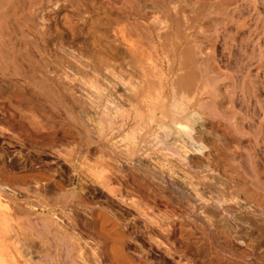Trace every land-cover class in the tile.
Returning <instances> with one entry per match:
<instances>
[{"label":"rangeland","instance_id":"rangeland-1","mask_svg":"<svg viewBox=\"0 0 264 264\" xmlns=\"http://www.w3.org/2000/svg\"><path fill=\"white\" fill-rule=\"evenodd\" d=\"M0 264H264V0H0Z\"/></svg>","mask_w":264,"mask_h":264},{"label":"bare ground","instance_id":"bare-ground-1","mask_svg":"<svg viewBox=\"0 0 264 264\" xmlns=\"http://www.w3.org/2000/svg\"><path fill=\"white\" fill-rule=\"evenodd\" d=\"M106 99V98H105ZM102 104V103H101ZM107 126V125H106ZM176 128V127H175Z\"/></svg>","mask_w":264,"mask_h":264}]
</instances>
